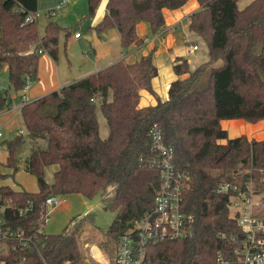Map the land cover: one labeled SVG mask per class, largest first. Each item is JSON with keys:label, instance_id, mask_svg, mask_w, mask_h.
Wrapping results in <instances>:
<instances>
[{"label": "trees", "instance_id": "trees-1", "mask_svg": "<svg viewBox=\"0 0 264 264\" xmlns=\"http://www.w3.org/2000/svg\"><path fill=\"white\" fill-rule=\"evenodd\" d=\"M101 1L86 0V15L92 18ZM186 1L105 0V12L89 29L101 37L115 28L121 48L139 46L145 37L137 34V22L145 20L150 32H157L164 25L162 9ZM196 1L187 28L202 38L208 57L190 68L185 57L176 56V78L165 98L151 86L157 75L151 49L133 62L120 58L21 105L22 132L0 139L7 150L3 165L12 173L22 169L33 174L37 189L0 185V227L23 229L37 241V249L21 250L17 239L7 237V252L0 253L4 264L19 254L28 264H86L77 226L58 233L37 231L40 204L50 194L91 198L101 191L112 193L106 207L115 215L102 232V243L105 249L115 243L117 230L151 209L159 186V171L151 163L156 156L152 127L171 146L175 168L189 177L181 204L187 232L149 245L143 264H215L217 253L226 261L237 259L234 248L241 245L243 234L230 215L233 191L216 188L221 182L242 187L250 182L253 192L264 197V138L244 133L229 137L220 120H264V0H251L242 8L237 0ZM35 10L37 0H0V69L6 67L8 84L16 92L38 79L41 52L57 58L59 32L69 34L52 20L39 34L37 21L24 20ZM140 89L153 94L156 102L138 106ZM7 92L0 90V111L10 107ZM98 110L105 120L104 136ZM29 141L34 147L22 156ZM51 165L56 167L48 182L45 172Z\"/></svg>", "mask_w": 264, "mask_h": 264}, {"label": "rangeland", "instance_id": "rangeland-1", "mask_svg": "<svg viewBox=\"0 0 264 264\" xmlns=\"http://www.w3.org/2000/svg\"><path fill=\"white\" fill-rule=\"evenodd\" d=\"M251 0H237V7L242 8ZM58 0H37L38 18L37 27L39 34L43 32L44 26L48 20L55 21L61 27L69 30V34L65 37L64 31H60L58 34L57 42V58L54 59L46 51L41 52L38 61L39 77L33 82H38L39 90L55 87L72 80L78 79L90 72L95 67L94 52L92 50V44L85 38L88 33L89 25L93 18L86 15L87 2L86 0H67L61 7L55 8L54 13L51 16H47L46 9L50 6H55ZM105 12V9H104ZM139 31L149 30V24L145 20H140ZM182 27L178 26V33H176L177 40L184 41V33L180 30ZM81 33L80 38L73 36L74 32ZM160 37V36H158ZM194 39V43H197L199 49L193 51L187 55L189 59L190 68H193L196 61L205 56L207 59V48L201 44L202 39L197 37H190ZM160 40V38H157ZM144 43L140 46L143 49ZM184 46L185 44L182 43ZM0 86L2 89L7 88V100H10V105L14 103L21 104V91H14L8 84L7 69L4 66L0 69ZM33 87V86H32ZM31 88L25 94V97H29ZM34 87V88H35ZM38 90V91H39ZM13 96V97H11ZM97 116L100 124V134L104 136L107 134L105 120L99 110ZM262 120V119H261ZM245 121V120H244ZM259 121V120H258ZM257 122V121H256ZM254 123V122H252ZM0 124L3 127L4 134L2 139L12 138L15 134L23 129L21 118L19 115V109H9L4 112L0 111ZM33 144L27 142L22 150V156L29 153ZM7 150L5 144L0 142V171L10 173L6 177H0V185L8 184L13 189H25L33 191L37 189V183L33 174L26 172L22 169L12 173L11 168H7L3 165L5 161L4 156ZM56 166L51 165L46 168L45 178L48 182L52 179V171ZM3 173V172H2ZM1 173V174H2ZM106 193V194H105ZM112 193L107 191L99 192L91 198L80 193H68L65 194L66 203L59 206H55L49 212V219L44 225V231L46 233H58L64 227L77 226L78 229V242L80 248L84 252L85 260L88 264H97L89 253V245L95 244L102 248L106 254L112 252L113 242H110L107 248H104L103 234L109 225L111 224L115 211L106 207L107 201L111 198ZM252 200L258 202L253 208V213L258 216L264 215V197L261 192H254ZM86 244V245H85ZM0 264H2L0 262Z\"/></svg>", "mask_w": 264, "mask_h": 264}, {"label": "built area", "instance_id": "built-area-1", "mask_svg": "<svg viewBox=\"0 0 264 264\" xmlns=\"http://www.w3.org/2000/svg\"><path fill=\"white\" fill-rule=\"evenodd\" d=\"M67 0H59L55 6L49 8L47 13L51 16L55 8L61 7ZM37 10L26 14L24 20L36 21ZM79 32H74V36H79ZM198 46L192 44V48ZM40 51V50H39ZM29 86L25 84L22 91ZM5 89V88H4ZM0 86V90H4ZM13 97V96H11ZM24 103V102H23ZM22 104H13L9 109H20ZM3 110L2 112L6 111ZM3 127L0 124V139L3 137ZM22 129L18 133H21ZM151 147L156 152V156L151 159V163L159 171V186L153 196V203L150 210L133 222L117 230V240L113 243L112 252L106 254L101 247L89 245V253L97 264H143L146 249L149 245L157 242L180 238L186 235L185 216L181 209L183 188L189 179L184 172L178 171L173 163V150L166 143L156 127L150 129ZM233 191L229 198L230 215L235 218L237 228L243 234L241 245L234 248L237 256L235 261H226L221 253H217L215 264H264V215L258 216L253 213V208L258 202L252 200L254 194L250 182L244 186L221 182L216 188L217 192L225 193ZM66 203L65 194H50L41 202L40 218L38 220L37 231L45 232L44 225L49 219V212L55 206ZM21 213V210L19 211ZM259 233L261 235H259ZM12 237L17 239L19 249H26L33 252L37 249V241L32 236L19 230H2L0 227V253L7 252V244L4 239ZM86 245V244H85ZM17 247V248H18ZM12 250L16 245H11ZM4 264L3 260H0ZM86 262V261H85ZM89 263V258L88 262ZM11 264H28L25 255L15 256Z\"/></svg>", "mask_w": 264, "mask_h": 264}, {"label": "crops", "instance_id": "crops-1", "mask_svg": "<svg viewBox=\"0 0 264 264\" xmlns=\"http://www.w3.org/2000/svg\"><path fill=\"white\" fill-rule=\"evenodd\" d=\"M59 1V0H58ZM52 6L48 7L51 8ZM38 8V3H37ZM198 8V3L196 0H187L182 6L174 9L163 8L164 25L157 32H150V29L145 31H139V23L136 24V32L139 36L145 37L144 47L141 50L140 46L131 44L126 48H121L119 44V35L115 28H109L102 32L101 37L97 36L96 33L91 29L85 35V38L92 44V50L94 52L95 67L85 75L96 71L97 69L106 66L120 58H123L126 62H133L139 59L141 56L146 55L151 49H154L152 54V60L157 66V75L151 79V86L154 92L161 98L167 96V88L169 83L176 78L172 70V62L176 56L185 57L189 63L187 55L193 51L199 49L192 48L194 39L190 37L201 38L199 35L190 31L187 28V23L189 20V15ZM105 0H102L96 10V13L92 17L93 20L90 25L94 24L104 13ZM50 16L48 13L46 14ZM178 26L182 27L180 29L184 33L183 39L177 40L176 33H178ZM74 36V34H73ZM160 36V37H158ZM75 38H80L79 36H74ZM157 38H160L158 40ZM202 39V38H201ZM182 43L185 45L183 46ZM202 45H205L204 41H201ZM205 56L200 57L195 64L202 62ZM190 66V65H189ZM39 73V69H38ZM83 75V76H85ZM187 74H182L180 77H185ZM40 75L38 74V77ZM82 76V77H83ZM73 81V80H72ZM37 81L36 83H29V86L22 91L20 94L21 104L23 102L29 101L33 98L41 96L51 90H56L61 86L69 83H64L57 85L55 87H50L48 89L39 90ZM71 82V81H70ZM33 86V87H32ZM29 97H25L29 88H31ZM35 87V88H34ZM39 90V91H38ZM139 102L138 106H146L148 104H154L156 99L153 94L148 92L146 89L139 90ZM220 125L225 128L229 137L238 136L242 133L246 134L249 138L253 137L256 139L264 138V120H259L257 122H248L243 119H221ZM4 134V132H3ZM225 139H221L220 142H224ZM6 155L4 156V158ZM5 171H0V173Z\"/></svg>", "mask_w": 264, "mask_h": 264}, {"label": "water", "instance_id": "water-1", "mask_svg": "<svg viewBox=\"0 0 264 264\" xmlns=\"http://www.w3.org/2000/svg\"><path fill=\"white\" fill-rule=\"evenodd\" d=\"M88 259V258H87ZM86 261V260H85ZM87 262V261H86Z\"/></svg>", "mask_w": 264, "mask_h": 264}]
</instances>
